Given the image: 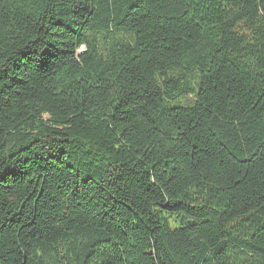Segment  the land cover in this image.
I'll use <instances>...</instances> for the list:
<instances>
[{
    "label": "trees",
    "instance_id": "1",
    "mask_svg": "<svg viewBox=\"0 0 264 264\" xmlns=\"http://www.w3.org/2000/svg\"><path fill=\"white\" fill-rule=\"evenodd\" d=\"M0 264H264V0H0Z\"/></svg>",
    "mask_w": 264,
    "mask_h": 264
}]
</instances>
